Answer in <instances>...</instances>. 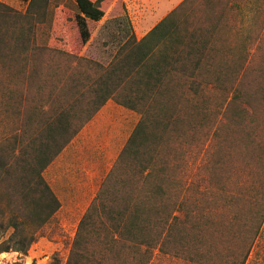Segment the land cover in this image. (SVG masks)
Listing matches in <instances>:
<instances>
[{"label": "trees", "instance_id": "obj_1", "mask_svg": "<svg viewBox=\"0 0 264 264\" xmlns=\"http://www.w3.org/2000/svg\"><path fill=\"white\" fill-rule=\"evenodd\" d=\"M48 1L30 0L9 24L2 6L0 51L23 60L17 72L40 52L33 29ZM100 1L75 0L82 42L90 36L87 19L104 14ZM263 39L264 0H182L141 38L131 34L106 66L95 63L85 90L67 84L88 81L87 72L63 83L49 63L40 70V102L14 93L20 83L13 81L0 103L12 123L0 134V253H26L53 219L60 201L44 172L113 99L139 118L81 215L63 264H152L156 254L245 264L264 224V64L247 77L252 45ZM57 53L65 62L76 57ZM54 80L43 103V84ZM233 145L245 161L227 169L220 151ZM217 194L219 210L211 204ZM48 264H61L58 255Z\"/></svg>", "mask_w": 264, "mask_h": 264}, {"label": "rangeland", "instance_id": "obj_2", "mask_svg": "<svg viewBox=\"0 0 264 264\" xmlns=\"http://www.w3.org/2000/svg\"><path fill=\"white\" fill-rule=\"evenodd\" d=\"M30 0H0V12L6 6L7 24L13 14H23ZM182 0H101L100 8L104 14L98 21L87 19L90 31L89 39L82 42L74 20L77 13L75 0H49L45 6L44 21L34 27L35 43L40 46V52L31 55L24 60L25 68H21L23 60H14L13 54H8V49L0 51V103L13 85L18 81L17 91L23 92V99L40 102V80L43 78V65L59 66L56 68L62 75L63 83L68 75L78 77L82 71L87 72L92 78L83 81L68 82L77 85L78 89L85 90L88 83H92L97 75L95 63L106 66L114 56L118 47L133 34L136 39L141 38L163 16L176 7ZM219 2L222 0H213ZM227 1V0H225ZM2 4V5H1ZM43 8H40L42 11ZM6 18L4 26L7 28ZM9 19V20H8ZM252 45L253 52L250 55V68L248 79H254L260 74V68L264 64V39L256 48ZM62 50L76 57L65 62L57 53ZM77 57L83 58L81 61ZM14 58V59H13ZM6 63V64H5ZM38 66V70H36ZM36 70L33 72L31 70ZM80 77V76H79ZM12 81V83H11ZM55 81H46L41 92L42 102H47L44 93L51 88ZM85 82V86H81ZM63 83H59L62 85ZM66 86V87H67ZM27 103V102H26ZM29 103H27L28 105ZM0 104V134L7 132L12 126L11 119L6 117ZM139 114L123 107L113 99H108L95 115L88 121L78 134L52 161L45 170V178L52 186L60 201V208L53 219L40 230L36 240L30 245L26 253L8 251L0 253V264H48L52 255L57 254L63 264L68 256L69 249L75 234L77 223L89 205L95 191L110 169L115 157L132 131ZM217 141V139H216ZM238 144V142H235ZM206 144V143H205ZM207 145V144H206ZM216 146V143H215ZM238 146L233 145L231 150H221L224 168H238L242 165L244 155H241ZM207 155V154H206ZM249 159V158H248ZM251 166L254 180L257 181L255 172L259 163L252 157ZM207 173V171H206ZM229 184L236 188L237 176L229 179ZM229 185V186H230ZM216 201L209 198L211 204L219 210L222 207L221 195L217 194ZM234 247L232 243L225 244ZM152 264H189L182 259L156 254ZM245 264H264V224L261 233L254 240L249 256Z\"/></svg>", "mask_w": 264, "mask_h": 264}, {"label": "crops", "instance_id": "obj_3", "mask_svg": "<svg viewBox=\"0 0 264 264\" xmlns=\"http://www.w3.org/2000/svg\"><path fill=\"white\" fill-rule=\"evenodd\" d=\"M68 145H69V144H68ZM115 158H116V157H115ZM50 164H51V163H50ZM107 172H108V170H107ZM107 172H106V173H107ZM44 173H45V172H44ZM106 173H105V174H106ZM104 176H105V175H104ZM101 180H102V178H101ZM101 180H100V182H101ZM48 183H49V182H48ZM99 184H100V183H99ZM49 185H50V184H49ZM50 186H51V185H50ZM98 187H99V185H98ZM98 187H97V189H98ZM51 188H52V186H51ZM52 189H53V188H52ZM97 189H96V191H97ZM53 191H54V190H53ZM96 191H95V193H96ZM55 194H56V193H55ZM94 195H95V194H94ZM93 197H94V196H93ZM93 197H92V198H93ZM58 199H59V198H58ZM91 200H92V199H91ZM86 208H87V207H86Z\"/></svg>", "mask_w": 264, "mask_h": 264}]
</instances>
